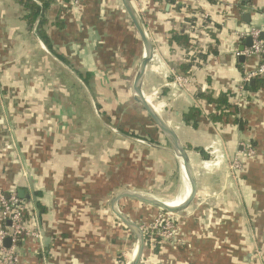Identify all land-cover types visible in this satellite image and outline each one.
<instances>
[{
	"label": "crops",
	"instance_id": "obj_1",
	"mask_svg": "<svg viewBox=\"0 0 264 264\" xmlns=\"http://www.w3.org/2000/svg\"><path fill=\"white\" fill-rule=\"evenodd\" d=\"M47 1L53 52L34 35L37 24L28 27L18 0H0V189L31 192L25 157L40 198L26 200L28 222L50 241L39 247L22 239L20 264H115L122 253L133 257L136 238L112 214V196L132 189L172 202L190 184L132 97L145 49L121 1ZM139 1L132 2L144 8L154 44L143 92L177 131L198 183L196 199L176 218V240L146 246L144 256L152 264H264V86L242 92L237 116L218 123L207 114L213 104L197 95L238 96L257 58L235 55L245 44L236 32L264 26V0ZM201 14L209 33L193 44L188 18ZM176 35L188 36L189 46ZM199 53L206 58L182 71ZM170 72H192V82L180 89ZM192 108L197 126L186 122ZM235 158L241 168L233 172ZM118 207L139 224L160 211L132 198Z\"/></svg>",
	"mask_w": 264,
	"mask_h": 264
},
{
	"label": "built area",
	"instance_id": "obj_2",
	"mask_svg": "<svg viewBox=\"0 0 264 264\" xmlns=\"http://www.w3.org/2000/svg\"><path fill=\"white\" fill-rule=\"evenodd\" d=\"M79 0H76L78 2ZM82 1V0H80ZM135 1L136 0H132ZM139 1V0H137ZM140 2V1H139ZM135 6V5H134ZM136 10L142 16L144 8L141 5L135 6ZM200 20L190 24L191 27V41L193 44L208 36L207 19L208 15L201 14ZM206 22V23H205ZM264 26L262 28H250L248 30L237 31L236 34L245 39L251 36L253 39L252 45L245 47L243 51L236 49L235 55L240 57L244 54L245 57L257 58V62L253 67L247 68L244 72L242 83L239 86V94L236 97L237 104L242 100V92H244L246 85L254 79L264 77ZM172 77V85L180 89H184L192 82V72L188 73H175L170 72ZM254 150L248 147L247 157H251ZM241 168V162L235 158L230 162L231 171H236ZM176 218L173 215L159 211L155 213L149 220H145L140 225L143 228L146 237L147 247L150 251L156 247L158 241H173L176 240ZM30 237L34 242L42 247V237L39 230H33L28 220L24 218V207L22 198L19 197L16 189L5 192L0 189V264H20V241ZM7 238L11 239L10 246H7L5 241ZM131 256L128 253H122L116 259L115 264H130ZM140 264H152L144 255Z\"/></svg>",
	"mask_w": 264,
	"mask_h": 264
},
{
	"label": "water",
	"instance_id": "obj_3",
	"mask_svg": "<svg viewBox=\"0 0 264 264\" xmlns=\"http://www.w3.org/2000/svg\"><path fill=\"white\" fill-rule=\"evenodd\" d=\"M129 19L131 20L133 26L135 27L136 31L138 32L144 49L145 53L144 56L139 64V67L136 71L133 84H132V97L133 99L140 104L147 112L151 120L156 124V126L159 128V130L164 134L165 138L169 142L172 151L174 154L181 160L183 171L189 181L190 184V194L186 201V203L181 207H176L171 205L169 202H166L164 200H161L149 193L142 192V191H136L132 189H122L117 191L111 198L110 201V210L112 214L115 216V218L122 223L127 229H129L133 235L136 238V251L134 254L133 259L131 260L130 264H140V261L144 255L147 243H146V237L145 233L143 231V228L141 225L133 220L130 216L126 215L124 212H122L118 207V202L123 198H132L135 200H138L142 203H145L151 207H154L164 213L180 217L184 216L186 213V210L191 205V203L194 202V200L197 197L198 193V183H197V177L195 174L194 167L191 162V158L189 156V153L187 151V148L182 143L180 136L178 135L175 128L171 125L169 120H167L163 114H161L153 105V103L144 95L143 92V84H144V77L146 74V71L151 63V60L154 56V44L150 38V35L148 33L147 27L136 10L132 0H120ZM248 17H250V14L244 13L243 19L246 20ZM259 28V27H258ZM34 35L36 37L37 34L34 31ZM262 36H264V33H262ZM239 37V36H238ZM240 38V37H239ZM253 42L252 37L249 35L245 38V44L241 45L239 47V50L243 51L245 49V46H251ZM245 55H240L239 59L243 62L245 60ZM254 80L251 81L253 83ZM222 155L227 158L224 154ZM23 163L26 169L27 178L31 187V192L27 193L26 190L22 187L18 188V195L22 199L30 200L31 197L34 203L38 204L40 201V198L37 196V190H36V183L37 180L33 175V172L31 170V167L27 164V161L25 157H23ZM39 212V211H37ZM39 214V213H38ZM41 237L42 241L44 243V246H48V241H50L49 237L46 235V232L44 229L41 230ZM7 246H10L11 239L7 238L5 241Z\"/></svg>",
	"mask_w": 264,
	"mask_h": 264
},
{
	"label": "trees",
	"instance_id": "obj_4",
	"mask_svg": "<svg viewBox=\"0 0 264 264\" xmlns=\"http://www.w3.org/2000/svg\"><path fill=\"white\" fill-rule=\"evenodd\" d=\"M171 2L177 4L178 0H170ZM211 3H215L216 0H208ZM18 2L22 5L24 8V20L27 21L28 27L32 30L36 26V34L37 36L41 39V41L47 46V48L50 51H54L51 44H50V39L47 36L45 30H44V25L46 24L47 20L45 17V12L48 8L49 2L47 0H18ZM194 17L188 18V21L191 22V24L195 23ZM174 39L177 42H180L182 44H185L189 46V37L185 35H176L174 36ZM195 54L193 56L189 57V60L187 63L183 64L181 66L182 71H187L189 70L194 61L197 58H206V55H200ZM200 58V59H201ZM261 86H264V77H259L257 79H254V83L252 84L249 82L244 90L243 98L246 96L245 94L247 91H252V90H257ZM197 95L202 98H206L208 103L213 104L214 108L212 109L211 112L207 113L208 116L216 123L223 121V120H228L232 115L237 116L239 112L238 104L236 102V97L237 94H234L232 91H224L221 92L217 97H213L210 94H204L202 92H198ZM198 109L197 108H192L187 114H186V122L190 123L194 126L198 125ZM237 121L240 125H243V121L241 119L235 120ZM22 204L24 207V218L26 220L30 219V214H29V209L26 203V199H22ZM22 240L20 241L21 244Z\"/></svg>",
	"mask_w": 264,
	"mask_h": 264
},
{
	"label": "bare ground",
	"instance_id": "obj_5",
	"mask_svg": "<svg viewBox=\"0 0 264 264\" xmlns=\"http://www.w3.org/2000/svg\"><path fill=\"white\" fill-rule=\"evenodd\" d=\"M184 175H185V173H184ZM189 194H190V185H188L186 192L184 194H182L180 198H178L175 201H172V202L168 201V202L173 206L181 207L186 203V201L189 197ZM135 251H136V248H135ZM134 254H135V252L133 253V257H134ZM133 257H131V259H133Z\"/></svg>",
	"mask_w": 264,
	"mask_h": 264
},
{
	"label": "rangeland",
	"instance_id": "obj_6",
	"mask_svg": "<svg viewBox=\"0 0 264 264\" xmlns=\"http://www.w3.org/2000/svg\"><path fill=\"white\" fill-rule=\"evenodd\" d=\"M135 248H136V246H135ZM134 251H135V249H134ZM134 253V252H133Z\"/></svg>",
	"mask_w": 264,
	"mask_h": 264
}]
</instances>
